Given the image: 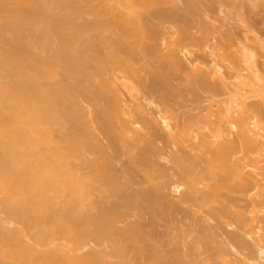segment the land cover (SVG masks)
<instances>
[{"label": "bare ground", "instance_id": "bare-ground-1", "mask_svg": "<svg viewBox=\"0 0 264 264\" xmlns=\"http://www.w3.org/2000/svg\"><path fill=\"white\" fill-rule=\"evenodd\" d=\"M183 1L175 13V0H0L2 264H248L246 236L264 256V71L231 43L185 62L203 25L202 40L182 29L163 53L165 25L194 22L197 0ZM115 70L164 130L122 99ZM165 149L175 179L158 183L150 156Z\"/></svg>", "mask_w": 264, "mask_h": 264}, {"label": "rangeland", "instance_id": "rangeland-1", "mask_svg": "<svg viewBox=\"0 0 264 264\" xmlns=\"http://www.w3.org/2000/svg\"><path fill=\"white\" fill-rule=\"evenodd\" d=\"M194 3V7L191 5L193 13H191V15L194 19L193 23L180 24L178 21H174L165 25L164 30H162L164 37L161 36L162 38L159 41V44L162 45L161 48L163 50L161 49V51L163 53H166L167 43L174 42L177 39V33L182 29L186 30L192 39L202 40L203 36L200 27L203 25L208 30V36L204 40L205 46L202 50L198 51L196 48L189 47L188 51L192 53H188L187 51L180 53V56L185 62L188 63L189 61L195 59H198L199 62L200 60H206L208 62L213 55H216L222 51L220 48L222 43H231L236 48L244 49L246 53L253 55L255 54L253 58V67L256 68L255 70L264 71V0H197ZM172 7L168 8L166 6L167 10L169 11L172 9ZM173 8L174 9H172L171 12L174 10L179 12L180 10H184L186 5L183 0H175V6ZM86 19H88V17H85L83 20ZM209 52H212V55H210L211 57L208 56ZM124 75V72L115 70L113 73H111V75L108 74L105 77L114 82V84L118 85L117 89L120 91L122 99L131 101L133 104L140 105L141 108L145 109L147 115L155 119L159 126L164 130V124L161 120V116L156 113L158 110L157 106L150 104L149 100L145 99L146 96L144 94V90L138 87L135 80L126 81L124 80ZM183 94H185V92ZM81 105L86 110L89 109L88 103L85 101L81 102ZM131 105L132 104H130V107ZM181 105L182 106L175 105L174 107L176 113L179 116L183 114L185 108L191 107L190 102L187 100ZM179 116L178 119L176 118L174 120H170L169 123L173 124L175 121L178 122L180 120ZM92 125H94V123ZM172 127H174V124ZM92 128L95 129V125L92 126ZM174 131L175 128H173L170 133L173 134ZM61 132L63 131L59 130L56 132V134H61ZM93 133L98 139H100L99 142L101 144L106 145L105 139L102 138V135L98 130L95 129ZM158 146L161 147L162 144L158 143ZM175 149V147L172 148V150ZM187 150H189V148H187ZM169 152V149H165L162 151V153H154L150 156V160L156 164V166L153 167L157 169H163L164 176L157 179L156 182L158 183H164L168 178L175 179L173 176L171 177L174 172V164L170 160V156L168 155ZM87 158L91 159L93 156L89 155ZM164 192L169 194V196L174 200H177L179 196L178 193H173V188L170 186H166ZM93 193L94 197L98 196L97 191H94ZM107 201H112V199H108ZM182 206L183 208L188 207L186 205ZM235 206L241 212L245 213V215H249L250 208L247 200H241L238 203H235ZM190 208L192 211H195V218L204 217L205 214L203 211H205V208L203 210L197 209L194 206H190ZM260 215L264 216V213H261ZM134 219L135 217L128 218V220ZM208 222L211 225L214 224L212 220H208ZM259 225L264 226V223H260ZM227 230L236 231V228L227 227ZM244 240L247 245L253 246L257 251L254 254V257L248 260V264H255L256 260L259 262V264H264V256L260 255L259 246L256 244L257 242L255 243L253 238L250 236H246ZM225 248L233 252V255L231 254L229 257L231 260H236L239 257L246 258L247 256L246 251H238V253H236L235 250L228 246ZM0 264H2V261Z\"/></svg>", "mask_w": 264, "mask_h": 264}]
</instances>
